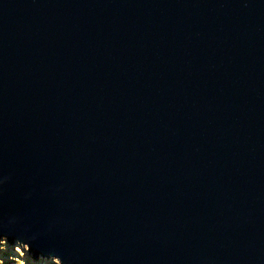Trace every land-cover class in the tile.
Listing matches in <instances>:
<instances>
[{
    "label": "water",
    "instance_id": "95a60500",
    "mask_svg": "<svg viewBox=\"0 0 264 264\" xmlns=\"http://www.w3.org/2000/svg\"><path fill=\"white\" fill-rule=\"evenodd\" d=\"M0 240L264 264V0H0Z\"/></svg>",
    "mask_w": 264,
    "mask_h": 264
},
{
    "label": "rangeland",
    "instance_id": "374dc122",
    "mask_svg": "<svg viewBox=\"0 0 264 264\" xmlns=\"http://www.w3.org/2000/svg\"><path fill=\"white\" fill-rule=\"evenodd\" d=\"M27 246L0 240V264H60L58 260L40 257L33 262Z\"/></svg>",
    "mask_w": 264,
    "mask_h": 264
}]
</instances>
